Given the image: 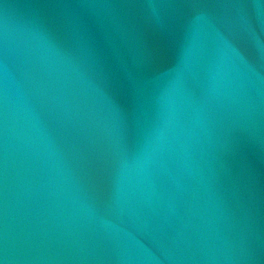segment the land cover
<instances>
[{
	"label": "water",
	"instance_id": "95a60500",
	"mask_svg": "<svg viewBox=\"0 0 264 264\" xmlns=\"http://www.w3.org/2000/svg\"><path fill=\"white\" fill-rule=\"evenodd\" d=\"M0 264H264V0H0Z\"/></svg>",
	"mask_w": 264,
	"mask_h": 264
}]
</instances>
